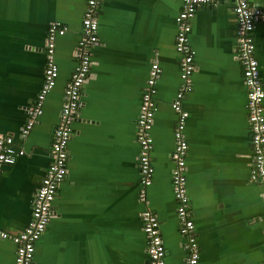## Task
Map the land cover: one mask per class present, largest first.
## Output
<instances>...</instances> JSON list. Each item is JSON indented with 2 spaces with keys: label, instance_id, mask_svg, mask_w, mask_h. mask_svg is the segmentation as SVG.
Masks as SVG:
<instances>
[{
  "label": "crops",
  "instance_id": "crops-1",
  "mask_svg": "<svg viewBox=\"0 0 264 264\" xmlns=\"http://www.w3.org/2000/svg\"><path fill=\"white\" fill-rule=\"evenodd\" d=\"M263 6L264 0H250ZM87 0H0V133L25 154L0 167V229L21 232L52 162L53 131L78 63ZM181 0H104L99 42L85 82L69 143V173L54 201L55 216L36 244L35 264H148L139 199L136 120L151 65L161 67L152 129L154 166L149 206L158 215L165 264H186L171 172L172 102L181 86L175 48ZM56 39V85L26 140L20 131L44 80L49 25ZM195 50L193 89L183 101L187 189L200 246L198 264H263L264 184L252 182L244 70L237 58L234 3L201 5L191 21ZM254 36L264 82V23ZM16 243L0 238V264H15Z\"/></svg>",
  "mask_w": 264,
  "mask_h": 264
},
{
  "label": "built area",
  "instance_id": "built-area-1",
  "mask_svg": "<svg viewBox=\"0 0 264 264\" xmlns=\"http://www.w3.org/2000/svg\"><path fill=\"white\" fill-rule=\"evenodd\" d=\"M104 0H87L82 19V33L76 47L78 63L71 75L64 93L59 123L53 131L50 155L52 162L39 185L32 216L26 227L19 233L9 234L0 229V238H11L16 243L15 264H35L36 244L44 234L52 217L55 216L54 201L60 184L69 173V143L74 133V123L79 117L81 96L92 66V51L99 42L98 10ZM182 8L176 17L178 33L175 48L180 55L181 86L172 102L178 114L174 130V150L171 153L173 167L172 185L177 201L179 232L186 252V264H198L200 246L195 221L192 216L191 201L187 189V154L189 143L186 124L189 113L183 108V101L193 89L192 75L196 69L195 50L190 43L191 21L201 5H218L233 2L237 17V58L244 70V82L247 88V109L250 130L252 182L264 184V82L260 72V63L256 56L254 31L258 23H264V7L250 0H181ZM61 22L49 25L45 45L46 64L44 80L34 102L28 108V118L20 131L22 141L26 140L34 124L44 112V103L48 93L56 85L58 65L55 61L56 39L66 33ZM161 67L155 60L149 72V78L143 87L141 105L136 120V138L139 144L138 168L140 171L139 199L144 204L141 212L142 228L148 243V264H165L167 249L162 236L158 215L149 206L147 189L152 183L154 166L152 163L153 137L157 103V82ZM25 154L23 146L15 143L11 134L0 133V167L12 164ZM264 264V262H263Z\"/></svg>",
  "mask_w": 264,
  "mask_h": 264
}]
</instances>
